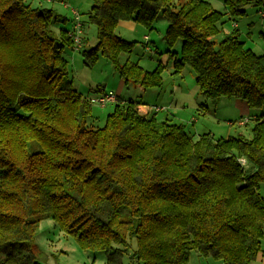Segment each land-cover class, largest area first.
Masks as SVG:
<instances>
[{
  "label": "trees",
  "instance_id": "1",
  "mask_svg": "<svg viewBox=\"0 0 264 264\" xmlns=\"http://www.w3.org/2000/svg\"><path fill=\"white\" fill-rule=\"evenodd\" d=\"M91 1L97 43L79 50L87 66L102 55L126 85L162 87L163 64L148 71L121 62L135 42L116 33L122 21L151 30L162 12L166 43L182 41L176 72L189 65L213 103L226 96L263 106L264 54L236 30L215 44L225 13L209 1ZM248 4L264 9V0H224L230 17ZM59 17L26 0H0V264L46 260L34 242V215L51 217L81 249L103 251L105 264H123L126 253L130 264H187L192 251L253 264L264 241L262 116L252 118L251 139L193 140L183 124L118 98L104 126H88L93 103L69 78L63 51L73 41L52 28Z\"/></svg>",
  "mask_w": 264,
  "mask_h": 264
},
{
  "label": "rangeland",
  "instance_id": "2",
  "mask_svg": "<svg viewBox=\"0 0 264 264\" xmlns=\"http://www.w3.org/2000/svg\"><path fill=\"white\" fill-rule=\"evenodd\" d=\"M32 6L46 7L55 10L59 19L52 23L56 31L70 29L73 22V14L70 10L78 12L81 21L84 22L82 33L84 41L83 48H89L96 43V25L88 21L89 11L92 5L91 0H26ZM185 0H175L178 4ZM218 11L225 13L219 23V33L211 40L217 44L226 34L236 30L238 38L245 46L257 55L264 54V17L261 16L262 9L248 4L244 7L245 13L242 16L230 17L224 5V0H206ZM66 5L67 7H64ZM62 18V19H61ZM237 23V27L233 23ZM167 28V21L162 12L155 16L151 30L146 29L142 24L134 21H122L118 23L116 33L123 39L135 42L130 53H122L121 62L130 60L139 63L143 69L154 70L158 63L164 66L162 76L163 85L161 88H148L150 98H157L158 90H162V101L160 105L169 103V118L173 123L183 124L186 132L193 140L199 135L210 133L215 139L236 137L242 135L251 139L253 127L252 115L262 116L264 119V104L260 108H252L244 100L235 97L221 96L216 103L205 98L198 90L194 70L185 65L180 72L175 71L174 60L180 57L182 41H177L169 46L164 38ZM144 36L148 39L145 40ZM148 48V49H147ZM176 54L171 57V53ZM63 56L68 61V74L75 89L88 99H94L103 92L111 91L122 99L133 101H145L141 94V87L133 84L121 83V76L114 70L113 64L99 55L93 66H87L81 52L73 51L72 47H66ZM148 92V91H147ZM89 95V96H88ZM163 103V104H161ZM114 104L109 103L104 107L97 103L92 104L91 116L87 125L93 128L102 127L107 116L113 111ZM166 113H158L157 119L162 118ZM247 125H243L247 122ZM245 123L240 124L241 121ZM249 169H253L249 163ZM259 193L264 198V182L259 183ZM39 218L38 227L34 242L38 248L47 255L43 264H105L103 251H92L81 249L74 238L61 231L54 220L48 216L34 215ZM264 250V241L262 242ZM188 264H223L221 260L200 256L192 251ZM129 253L124 255L123 264L129 263ZM135 264V263H134ZM258 264V263H254Z\"/></svg>",
  "mask_w": 264,
  "mask_h": 264
},
{
  "label": "crops",
  "instance_id": "3",
  "mask_svg": "<svg viewBox=\"0 0 264 264\" xmlns=\"http://www.w3.org/2000/svg\"><path fill=\"white\" fill-rule=\"evenodd\" d=\"M46 1H51L52 2V0H46ZM65 7V6H64ZM70 12H71V10H70ZM71 14H72V12H71ZM72 26H73V22H72ZM72 26H71V28L70 29H68V32L72 29ZM83 27H84V25H83ZM83 33H84V31H83ZM83 33H81V38H82V43H83V41H84V35H83ZM144 39H145V36H144ZM147 39H148V37H147ZM147 39H145V40H147ZM96 43H97V38H96ZM95 43V44H96ZM94 46V45H93ZM92 47V46H91ZM82 48V47H81ZM72 49H73V51H77V52H79V50H76V49H74L73 48V46H72ZM122 83H124L125 84V82H124V80L122 79V77H121V85H122ZM127 85H129V84H127ZM140 87V86H139ZM161 88V87H160ZM148 91V92H147ZM159 92L157 93V98L155 99V100H153V98H150V95H151V93H150V90H148V89H145V88H142L141 87V94H143V97L144 96H146V94L148 95L147 97H144L146 100L145 101H141V100H139V101H136V102H139L140 104L139 105H137V109H138V111L141 113V114H143V115H145V116H157V114L159 113H166V114H164L163 115V117L162 118H169V115H167L168 113H169V108H170V104L169 103H167V104H164L163 106L162 105H160V101H162L163 99H162V90H158ZM89 96V95H88ZM120 99H122V97L121 96H118ZM88 99V98H87ZM90 100V99H89ZM123 100H125V99H123ZM132 100V99H131ZM114 104V106H115V103H113ZM161 104H163V103H161ZM157 108L159 109V110H157ZM253 117L252 118H254L255 116H257V115H252ZM248 122H249V119H247V122L245 123V124H243V125H247L248 124ZM192 256V255H191ZM191 256H190V259H191ZM206 258H208V257H206ZM211 258V257H210ZM190 259H189V261H190ZM212 259H214V258H212ZM216 260V259H215ZM188 261V262H189ZM255 262L256 263H258V264H264V250H263V248H262V245H261V251L259 252V254H258V256L256 257V260H255ZM254 262V263H255ZM253 263V264H254ZM188 264V263H187ZM207 264H209L208 262H207Z\"/></svg>",
  "mask_w": 264,
  "mask_h": 264
},
{
  "label": "built area",
  "instance_id": "4",
  "mask_svg": "<svg viewBox=\"0 0 264 264\" xmlns=\"http://www.w3.org/2000/svg\"><path fill=\"white\" fill-rule=\"evenodd\" d=\"M64 6L67 7L66 5H64ZM71 12L73 14V26H72V29L68 32V35L72 38L73 48L76 50H80L82 47L81 33H82L83 23L81 21V18H80V15L78 14V12H76L74 10H71ZM261 16L264 17V10H263V12H261ZM233 26L237 27V23L234 22ZM145 39H147V36H145ZM99 92H100V94L97 95L96 98L90 100L92 103H97L98 105L104 107L105 105H107L109 103H116L119 100L118 99L119 97L116 96L111 91L103 92L102 90H99ZM157 110H159V109L157 108ZM245 122H246V120H243L240 122V124H243ZM239 160H240L241 164H243V165L246 162L244 158H240Z\"/></svg>",
  "mask_w": 264,
  "mask_h": 264
}]
</instances>
